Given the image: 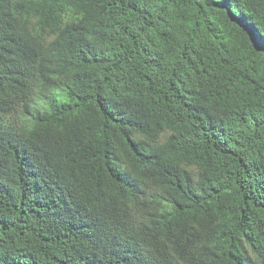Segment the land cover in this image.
Returning <instances> with one entry per match:
<instances>
[{
	"label": "trees",
	"instance_id": "obj_1",
	"mask_svg": "<svg viewBox=\"0 0 264 264\" xmlns=\"http://www.w3.org/2000/svg\"><path fill=\"white\" fill-rule=\"evenodd\" d=\"M0 264H264V0H0Z\"/></svg>",
	"mask_w": 264,
	"mask_h": 264
}]
</instances>
